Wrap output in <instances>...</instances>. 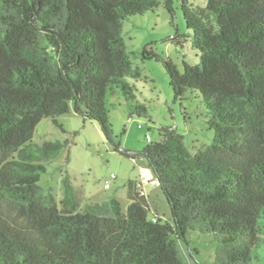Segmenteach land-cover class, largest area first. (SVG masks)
Here are the masks:
<instances>
[{
    "label": "trees",
    "instance_id": "obj_1",
    "mask_svg": "<svg viewBox=\"0 0 264 264\" xmlns=\"http://www.w3.org/2000/svg\"><path fill=\"white\" fill-rule=\"evenodd\" d=\"M174 1L164 0L172 19ZM159 3L0 0V264H185L190 230L218 240L222 263L249 264L264 214V0H209L198 12L183 3L201 62L180 70L147 48L143 58L163 62L175 100L200 98L212 142L192 153L162 126L159 140L132 153L115 142L107 98L121 92L136 102L131 116H148L125 80L141 74L123 22ZM71 112L96 121L121 154L147 160L170 219L150 217L137 180L126 206L113 198L81 207L68 176L62 200L44 194L49 163L77 134L59 121Z\"/></svg>",
    "mask_w": 264,
    "mask_h": 264
},
{
    "label": "rangeland",
    "instance_id": "obj_2",
    "mask_svg": "<svg viewBox=\"0 0 264 264\" xmlns=\"http://www.w3.org/2000/svg\"><path fill=\"white\" fill-rule=\"evenodd\" d=\"M209 0H175V17L167 12L164 0H160L154 12L135 15L123 22V37L127 51L131 54L133 67L139 69L140 77L125 80L134 86L137 102L144 105L148 116H131L135 101H129L121 92L107 98L109 118L116 143L121 150L138 153L152 141L160 139L159 128L170 126L185 137V143L192 153L209 145L214 130L208 125L206 108L196 95L187 94L184 100H175L169 75L162 61L143 58L145 48L155 51L161 59H172L180 70L183 61L192 65L201 62V53L193 46L192 32L187 28L182 5L193 11H200ZM181 36L182 45L175 42L176 34ZM59 121L70 132H77L68 148L49 163L40 185L44 194L53 195L57 201L64 198L63 178L68 176L81 207L88 203H105L113 198L128 204V182L144 179L145 194L152 207L150 217L170 219L171 213L164 193L157 185L147 181L155 178L147 160L132 159L117 151L105 138L99 124L86 120L71 112L59 117ZM141 125V126H140ZM68 156V162L65 158ZM111 188L105 183L111 174ZM141 189V188H140ZM259 242L252 250L249 264H264V214L260 217ZM221 244L212 235L190 230L187 241L180 242L185 264H225L218 259ZM222 251V250H221ZM223 257V256H221Z\"/></svg>",
    "mask_w": 264,
    "mask_h": 264
},
{
    "label": "built area",
    "instance_id": "obj_3",
    "mask_svg": "<svg viewBox=\"0 0 264 264\" xmlns=\"http://www.w3.org/2000/svg\"><path fill=\"white\" fill-rule=\"evenodd\" d=\"M146 138H147L148 141H152V138H151V136L149 134L146 136ZM115 177H116L115 174L112 173L111 176H110V178L105 183V188L106 189L111 188V180L114 179ZM144 182L145 181H144L143 178L138 181V186H139V188H141V191H142L143 194H145V185H144ZM147 182L150 185H157V181L155 179L150 180V181H147ZM153 219L156 221L157 220V216H154Z\"/></svg>",
    "mask_w": 264,
    "mask_h": 264
}]
</instances>
